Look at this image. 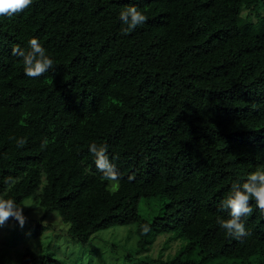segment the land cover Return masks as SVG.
Here are the masks:
<instances>
[{
    "label": "trees",
    "instance_id": "obj_1",
    "mask_svg": "<svg viewBox=\"0 0 264 264\" xmlns=\"http://www.w3.org/2000/svg\"><path fill=\"white\" fill-rule=\"evenodd\" d=\"M129 6L148 19L124 33ZM32 37L54 61L37 78L11 54ZM92 143L107 144L119 180L96 169ZM257 169L264 0H33L0 16V198L41 207L34 234L58 188L111 224L134 223L136 252L169 232L188 264H264V213L254 200L242 217L247 237L230 238L217 223L228 218L220 205L232 183ZM155 262L182 256L143 264ZM12 264L65 263L24 248Z\"/></svg>",
    "mask_w": 264,
    "mask_h": 264
},
{
    "label": "rangeland",
    "instance_id": "obj_2",
    "mask_svg": "<svg viewBox=\"0 0 264 264\" xmlns=\"http://www.w3.org/2000/svg\"><path fill=\"white\" fill-rule=\"evenodd\" d=\"M20 206L26 218L23 226L15 218L0 225L2 264H12L24 248L40 255H53L65 264H143L157 258L172 260L179 253L181 264H188L180 248L182 239L172 237L169 232H156L143 249L136 252L138 237L134 223L111 224L91 204L68 197L62 189L53 190V210L41 222L43 227L38 234L34 231L41 207L30 197L24 198ZM145 208L140 201L138 212L144 215ZM153 213L154 210H150L145 216Z\"/></svg>",
    "mask_w": 264,
    "mask_h": 264
},
{
    "label": "clouds",
    "instance_id": "obj_3",
    "mask_svg": "<svg viewBox=\"0 0 264 264\" xmlns=\"http://www.w3.org/2000/svg\"><path fill=\"white\" fill-rule=\"evenodd\" d=\"M33 0H0V16H13L23 12L30 7ZM147 16L135 6H129L120 12V21L126 25L124 33L135 30L147 21ZM11 54L22 59L24 74L31 78L42 76L49 69L53 68L54 61L47 54L46 49L41 45L36 37L28 41V49L19 45H14ZM48 141L45 139L41 147H46ZM26 144V140L21 138L17 142V147ZM89 151L94 156L96 169L102 173L106 180L117 181L120 179L115 165L108 156L107 144L89 145ZM132 179V177H129ZM255 201L257 208L264 213V170L257 169L248 174L247 178L241 181H234L231 185V193L221 202L220 209L228 211V218L217 217V223L226 235L230 238L240 240L250 235L242 217L251 215L253 208L250 206ZM9 218H15L20 226H23L25 217L20 205L12 199L0 198V225L7 222ZM150 229L144 226V231Z\"/></svg>",
    "mask_w": 264,
    "mask_h": 264
}]
</instances>
